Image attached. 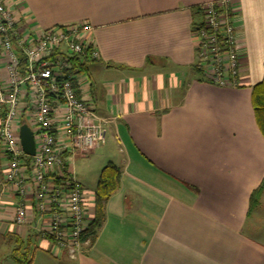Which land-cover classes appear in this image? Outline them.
Instances as JSON below:
<instances>
[{"label": "crops", "instance_id": "1", "mask_svg": "<svg viewBox=\"0 0 264 264\" xmlns=\"http://www.w3.org/2000/svg\"><path fill=\"white\" fill-rule=\"evenodd\" d=\"M207 1L7 0L35 32L91 24L99 58L77 73L78 93L92 98L107 135L77 155L91 169L97 161L92 176L72 169L94 216L102 169L113 163L120 181L94 241L76 258L57 257L40 231L47 218L34 210L32 184L23 199L6 182L0 141L1 237L23 239L43 264H264V192L249 208L264 180V136L252 104L264 75V0H232L241 65L238 83L227 86L208 81L197 65L202 16L192 8ZM3 59L0 43V77ZM19 205L27 212L22 224Z\"/></svg>", "mask_w": 264, "mask_h": 264}, {"label": "built area", "instance_id": "2", "mask_svg": "<svg viewBox=\"0 0 264 264\" xmlns=\"http://www.w3.org/2000/svg\"><path fill=\"white\" fill-rule=\"evenodd\" d=\"M202 21L195 29L198 67L220 86L238 83L241 56L232 0L201 4ZM88 22L47 27L40 31L21 21L0 0V43L5 76L0 77V141L8 157L5 179L23 199L33 187L34 210L46 216L40 228L51 241V253L70 258L79 254L94 215L72 169L73 155L86 153L105 141L106 121L92 98L78 93L73 58L96 60L99 52L89 36ZM34 135L35 153L20 143L18 122ZM31 122V125L29 123ZM32 162H21L23 156ZM61 177V179H58ZM25 206L17 207L15 222H26Z\"/></svg>", "mask_w": 264, "mask_h": 264}, {"label": "trees", "instance_id": "3", "mask_svg": "<svg viewBox=\"0 0 264 264\" xmlns=\"http://www.w3.org/2000/svg\"><path fill=\"white\" fill-rule=\"evenodd\" d=\"M194 14H200L202 16L201 5L194 6L192 8ZM90 59L88 57L73 58L74 68L78 72L83 71L86 68V64ZM202 73V69L199 68ZM203 74V73H202ZM252 104L254 107L257 124L260 131L264 136V75L261 81L257 82L252 87ZM61 179V177H58ZM120 181V170L113 163L107 164L101 171L99 181L96 189V202H95V216L89 225L87 232L85 233L83 239H89V243L93 242L96 238L100 227L102 226L104 219V209L105 204L110 198V196L117 190ZM264 192V180L262 183L254 190L250 195V210L256 208L261 201L262 194ZM10 241L15 243V247L12 248L10 252V257L13 261L18 264H29L32 259L30 255L32 254V249L30 245L18 236L8 235Z\"/></svg>", "mask_w": 264, "mask_h": 264}, {"label": "rangeland", "instance_id": "4", "mask_svg": "<svg viewBox=\"0 0 264 264\" xmlns=\"http://www.w3.org/2000/svg\"><path fill=\"white\" fill-rule=\"evenodd\" d=\"M5 61L6 60L3 59L4 63H5ZM29 123L31 125L30 121H29ZM78 154H81V153H78ZM78 154L73 155V159H72L73 168H75L77 170L80 167L85 171V173L87 175L92 176L96 171V168L98 165L97 161H96V163H95V161H93V163H92L93 166L91 165V167H93V168L91 169L90 165H89L90 160L89 159H88V161H86L85 159L84 160H78V158H77ZM261 206L263 207V210H264V201L262 202ZM256 214H257V212L254 211L252 216L250 217V219H253L256 216ZM9 239H10L9 237H1L0 236V264H18L17 262L13 261L11 259V257H9L12 248L15 247V243L14 242L12 243V241H10ZM61 256H63V255H61ZM77 256L71 257V258H76ZM30 257H31L32 261L29 264H43V262L39 256L33 259V253H32L30 255ZM57 257H59V256H57ZM68 262L70 264V261H68Z\"/></svg>", "mask_w": 264, "mask_h": 264}, {"label": "water", "instance_id": "5", "mask_svg": "<svg viewBox=\"0 0 264 264\" xmlns=\"http://www.w3.org/2000/svg\"><path fill=\"white\" fill-rule=\"evenodd\" d=\"M19 138L21 146L27 155H34L35 142L31 128L26 124H22L19 129Z\"/></svg>", "mask_w": 264, "mask_h": 264}]
</instances>
